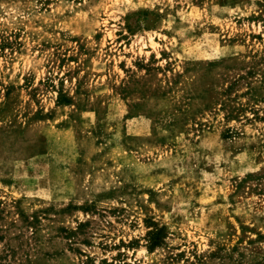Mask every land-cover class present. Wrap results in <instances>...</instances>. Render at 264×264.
<instances>
[{"label": "rangeland", "instance_id": "1", "mask_svg": "<svg viewBox=\"0 0 264 264\" xmlns=\"http://www.w3.org/2000/svg\"><path fill=\"white\" fill-rule=\"evenodd\" d=\"M0 264H264V0H0Z\"/></svg>", "mask_w": 264, "mask_h": 264}]
</instances>
